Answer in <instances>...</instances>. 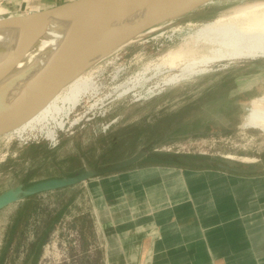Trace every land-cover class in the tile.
I'll use <instances>...</instances> for the list:
<instances>
[{
    "label": "rangeland",
    "instance_id": "374dc122",
    "mask_svg": "<svg viewBox=\"0 0 264 264\" xmlns=\"http://www.w3.org/2000/svg\"><path fill=\"white\" fill-rule=\"evenodd\" d=\"M252 1L255 0L216 1L196 11L214 9L213 12L191 22L202 23L232 13ZM29 11L32 12L18 10L12 14ZM189 22L161 25L164 26L161 29L157 26L154 32L102 60L105 73L100 77L101 95L91 100L85 98L65 128L57 129L55 140L45 138L39 130L27 133L23 140L0 139V192L18 183L116 161L143 147L152 150L155 156L139 164L180 150L238 166H264V131L245 125L253 100L264 96V58L215 62L209 71L189 80L155 88L163 76L173 71L160 76L155 73L154 63L183 48L187 34L173 28L186 27ZM148 64L153 66L152 70H145L150 67ZM117 68L120 69L116 78ZM138 72H144L146 77L156 76L127 94L125 88L114 90ZM251 82V89H246ZM99 98L103 99L90 108ZM187 133L192 135L180 137ZM89 181L43 192L26 203L20 201L0 210V254L8 227L18 212L23 209V220L33 212L28 226L21 222L6 264H23L28 242L47 220L48 210H60L68 203L67 214L42 247L37 264H105L104 240L101 231L98 232ZM34 260L32 256L25 264H33Z\"/></svg>",
    "mask_w": 264,
    "mask_h": 264
},
{
    "label": "crops",
    "instance_id": "0c3cea01",
    "mask_svg": "<svg viewBox=\"0 0 264 264\" xmlns=\"http://www.w3.org/2000/svg\"><path fill=\"white\" fill-rule=\"evenodd\" d=\"M68 1L0 0V17ZM194 156L88 182L105 264H264V172L233 173Z\"/></svg>",
    "mask_w": 264,
    "mask_h": 264
},
{
    "label": "water",
    "instance_id": "95a60500",
    "mask_svg": "<svg viewBox=\"0 0 264 264\" xmlns=\"http://www.w3.org/2000/svg\"><path fill=\"white\" fill-rule=\"evenodd\" d=\"M216 1L219 0H71L29 13L0 17V28L35 19L33 26L23 30L16 46L0 62V139L7 138L25 115L106 55L103 49L112 53L145 37L154 27L198 19L214 9L196 11ZM70 16H76L74 28L56 48L57 56L46 64V73L40 74L41 64L38 63L18 70L26 53L34 49L50 29ZM191 135L187 133L180 137ZM151 156H155L154 152L143 147L122 159L83 166L71 174L18 183L0 192V210L43 192L126 170ZM185 156L194 155L174 152L161 158L176 160ZM194 157L199 162L233 173L264 172V166H238L226 160Z\"/></svg>",
    "mask_w": 264,
    "mask_h": 264
},
{
    "label": "bare ground",
    "instance_id": "6f19581e",
    "mask_svg": "<svg viewBox=\"0 0 264 264\" xmlns=\"http://www.w3.org/2000/svg\"><path fill=\"white\" fill-rule=\"evenodd\" d=\"M75 17L70 16L50 29L40 39L38 45L26 53L18 65V70L38 63L41 64L40 74L46 73V64L52 62L58 54L56 48L64 41L66 35L73 30ZM34 22L35 19H30L22 21L14 27L0 28V62L16 46L22 37L23 30L28 26H33ZM170 24L172 23L167 25ZM162 27L159 26L158 29ZM155 30L156 27L149 32ZM173 30L187 34L185 45L183 48L169 53L166 57H162L163 60L160 62L154 63L155 73L160 74V76L166 71H173L170 75L163 76V79L156 83L155 88L189 80L193 75L209 71L210 66L215 62L225 60L235 62L244 59L264 58V0L249 2L238 7L232 13L218 15L216 18L202 23L190 21L186 27L180 26L173 28ZM138 40L140 39H136V41ZM107 50L106 48L102 50L106 51V55L104 54L102 58L94 63L93 67L79 74L66 87L18 121L12 131L7 134V140L10 141L14 138L23 140L28 137L26 136L27 133L34 130L41 131L44 133V137L49 140H55L57 129L63 130L65 128L71 115L84 102V99L90 97L91 100V98H95L101 93L103 83L100 81V77L105 73V67L101 65V62L117 51L110 53L111 51ZM149 64L150 67L146 69L144 67L147 71L152 70L153 67ZM119 69L116 70L117 72L115 71L114 77L116 78ZM140 72L125 80L124 83L114 86V90L125 88L127 94L132 88L140 87L141 84L151 80L155 75L146 77L144 72ZM102 99H97L89 107H95ZM79 119L80 117L72 120L71 125L77 123ZM245 125L264 131V96L253 100V107L245 119Z\"/></svg>",
    "mask_w": 264,
    "mask_h": 264
},
{
    "label": "trees",
    "instance_id": "16d2710c",
    "mask_svg": "<svg viewBox=\"0 0 264 264\" xmlns=\"http://www.w3.org/2000/svg\"><path fill=\"white\" fill-rule=\"evenodd\" d=\"M174 161L173 159H158L156 158L153 162H160V163H165V162H172ZM197 162V161H196ZM194 165L196 166H204L205 164L203 163H195ZM39 194L31 196L20 203H26L27 201L31 200L34 197H37ZM68 207L69 203L63 206L60 210H48L47 215L48 218L47 220H44L42 223V226L37 229V232H35V237L33 240L28 242V245L26 247V253L24 257L23 264L27 263L29 258L34 256V262L33 264H37L38 257L41 254L42 247L44 244L48 241L51 233L56 229L58 223L62 221L64 216L68 212ZM18 217L14 218V220L10 223L5 242L3 243L2 249H1V254H0V264H6L7 258L9 257V252L11 250L12 243L14 241V238L16 236L17 230L21 225V222L24 221L25 226H28L30 224V218L33 215V212L28 213V217H25V220L22 219L23 214V209L18 212ZM41 228V229H40ZM24 232H22L23 234Z\"/></svg>",
    "mask_w": 264,
    "mask_h": 264
},
{
    "label": "built area",
    "instance_id": "2783aa9c",
    "mask_svg": "<svg viewBox=\"0 0 264 264\" xmlns=\"http://www.w3.org/2000/svg\"><path fill=\"white\" fill-rule=\"evenodd\" d=\"M31 12V11H30ZM176 152H181L180 150L176 151Z\"/></svg>",
    "mask_w": 264,
    "mask_h": 264
}]
</instances>
